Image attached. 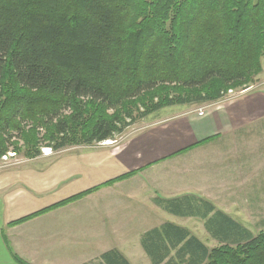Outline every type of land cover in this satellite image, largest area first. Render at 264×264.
Instances as JSON below:
<instances>
[{
	"label": "trees",
	"instance_id": "1",
	"mask_svg": "<svg viewBox=\"0 0 264 264\" xmlns=\"http://www.w3.org/2000/svg\"><path fill=\"white\" fill-rule=\"evenodd\" d=\"M263 57L264 0H0V156L115 139L164 106L213 101L252 82ZM178 202L166 201L173 211ZM207 223L224 244L208 249L192 237L177 261L148 249L151 263L264 264V230L253 235L220 211ZM99 264L130 263L104 252Z\"/></svg>",
	"mask_w": 264,
	"mask_h": 264
},
{
	"label": "crops",
	"instance_id": "2",
	"mask_svg": "<svg viewBox=\"0 0 264 264\" xmlns=\"http://www.w3.org/2000/svg\"><path fill=\"white\" fill-rule=\"evenodd\" d=\"M248 98L244 104L218 105L204 116L182 112L173 118L178 123L172 125V131L166 124L159 127L164 121L159 122L148 135L130 138L127 144L118 142L115 151L40 154L30 161H46L43 168H13L0 173V264H18L13 254L31 264H99L104 252H120L130 264H152L146 253L149 251L170 252L165 261L169 257L177 261L176 252L192 237L208 249L224 244L222 235L207 227L208 219L217 211L254 235L222 206L198 194L199 187L208 181L206 171L212 177L216 171L219 186L224 185L225 178L235 180L241 154L224 149L217 158L211 156L219 167L210 163L208 169L206 156L192 153L196 146L221 141L223 133L240 135L248 127L245 118L264 115V93ZM133 170L135 173L126 179L23 222L11 223ZM246 198L250 200L249 195ZM176 199L179 210L173 211L166 201ZM210 206L213 210L203 217L200 211ZM134 209L149 213L134 214ZM195 220L200 221L201 230L194 231ZM175 237H181L179 245L172 244ZM156 240L164 247L156 244L154 249Z\"/></svg>",
	"mask_w": 264,
	"mask_h": 264
},
{
	"label": "rangeland",
	"instance_id": "3",
	"mask_svg": "<svg viewBox=\"0 0 264 264\" xmlns=\"http://www.w3.org/2000/svg\"><path fill=\"white\" fill-rule=\"evenodd\" d=\"M229 90H231V92H228ZM253 93H264V57L261 61V71L255 76L252 82L228 88L226 91L223 90L220 94V97L216 100L205 103L174 104L171 106H164L161 109L148 114L144 118L137 120L134 124L126 128L121 135L117 136L115 139H112L111 141L113 142L110 145H105L102 143V141L95 145L67 146L59 151H54L52 149L49 151L48 147H43L40 149L41 154H45L43 151H47L49 152V154L77 153L83 151L92 152L96 150H104V152L115 151L117 150L115 148L117 147L116 144L118 142L119 144H121L122 142L126 141L127 144V141L130 140V138L139 135H148L149 133H151V130L155 128L157 124H159V122L164 121L159 125V127H161L163 124H166L168 125V130L172 131V125L174 126L177 121L173 118H175L177 115H180L182 112L192 113L195 115L197 114L199 116L198 112L200 109H202V111L204 112L202 116H204L209 112V110L214 109L218 105L221 106L222 104L230 102L237 103L239 101H241L239 102V104H244V100L248 101V97L252 96ZM244 120H248L244 122V125L247 124L245 126L248 127L242 129V131H240V135L233 137L228 132L223 133L221 136V141H217L216 139L214 141L206 143V145H204L203 147L199 148L196 146L195 150H193L194 152L192 153L205 155V158L208 159L205 167L208 169H210V163H216V165L218 164V161L216 162V155L222 154L221 152H223L224 149H230L234 152L235 150H237V152L241 154L239 158L240 166L235 169V174L237 175L235 176V180L238 179V181L231 179L227 180L225 178L224 185L219 186V182L217 181L218 178L214 177L216 171L214 170L213 177L210 171H206V179H208V181L205 182L202 189L199 187L200 191L198 194L204 195V197L209 198L217 205L222 206L223 211L232 215L235 219H237L243 225H246L256 234L257 232L264 230V125H261L263 127H260V125L258 124L250 125V121L262 123L264 122V115H252V118H245ZM99 144L106 147H100ZM186 148H184V150ZM13 153H15L14 156L10 157V155H13ZM2 156H7V158L3 159ZM211 156H215L216 158ZM35 157H27L22 153L13 152L12 147H10L8 152L0 156V173L4 171L6 172L9 169L12 170L13 168H16V170H22L33 166H38L41 168L45 167L47 162L44 160L30 161V159ZM132 172L135 173V170H133ZM133 173L131 175H133ZM128 177H125L123 179H126ZM123 179L116 180L111 184H114L115 182L121 181ZM247 195H249L250 197L249 201L246 200L248 199L246 198ZM133 213L142 215L144 213L148 214L149 212L145 209H134ZM193 229L194 231L201 230L200 221L195 220V222L193 223ZM205 241L208 245L212 244V241L209 239H205ZM130 254H135V252H131ZM20 259L23 260L26 264H31L22 258Z\"/></svg>",
	"mask_w": 264,
	"mask_h": 264
},
{
	"label": "built area",
	"instance_id": "4",
	"mask_svg": "<svg viewBox=\"0 0 264 264\" xmlns=\"http://www.w3.org/2000/svg\"><path fill=\"white\" fill-rule=\"evenodd\" d=\"M228 92H231V90H229ZM203 113H204V112L202 111V109H200L199 112H198L199 115H203ZM112 142H113V141H111V140H106V141H103L102 143L105 144V145H110V144H112ZM48 150L50 151L51 149L49 148ZM43 152H44L45 154H49V152H47V151H43ZM14 154H15V153H13V155H10V154H9V155H10V157H11V156H14ZM2 158H3V159H6L7 156H2Z\"/></svg>",
	"mask_w": 264,
	"mask_h": 264
}]
</instances>
